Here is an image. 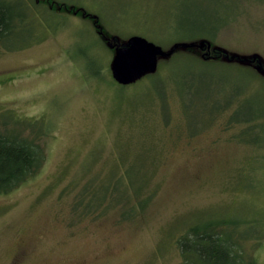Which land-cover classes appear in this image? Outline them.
I'll return each mask as SVG.
<instances>
[{"label":"rangeland","instance_id":"obj_1","mask_svg":"<svg viewBox=\"0 0 264 264\" xmlns=\"http://www.w3.org/2000/svg\"><path fill=\"white\" fill-rule=\"evenodd\" d=\"M53 2L0 45V113L46 130L40 170L0 193V264H179L180 235L210 217L264 264V146L239 136L264 115V0ZM135 34L185 46L123 86L113 60ZM115 181L152 196L136 216L115 199L75 209L87 183Z\"/></svg>","mask_w":264,"mask_h":264},{"label":"trees","instance_id":"obj_2","mask_svg":"<svg viewBox=\"0 0 264 264\" xmlns=\"http://www.w3.org/2000/svg\"><path fill=\"white\" fill-rule=\"evenodd\" d=\"M38 5H42L45 11L47 10L46 6L49 10H54L56 7L53 0L41 2L38 0H0V45L4 44L5 39L14 32L24 31L33 25L36 27L29 12H37ZM73 7L74 10L78 8L77 5ZM41 13L43 14V12ZM85 13L87 17L96 18L89 11ZM110 44H112L111 41ZM107 45L103 42L106 49H113L112 46ZM112 45L114 46V44ZM173 55L174 53L171 57ZM218 56L221 57L220 53L216 57ZM89 62L93 74L98 75L102 72L101 66L95 69L93 61ZM134 83L132 82V84ZM122 85L128 86V83ZM38 120L15 115L13 111L0 113V193L11 192L34 176L42 167L46 153L40 138L46 134V130L43 123ZM256 120L262 122L264 115L252 108V115L242 117L240 121L254 122ZM259 123L251 125L248 130L244 129L240 133H243L248 141L264 146V135L260 131ZM110 184L111 187H105L103 193L104 190L99 187L100 185H88L87 183L75 200V209L81 208L83 213L92 212L95 207L115 199L114 204L120 202L132 205V208L136 210L130 212L131 209L125 212L136 216L152 197L151 195L143 196L140 190H134L128 199V195L122 196L118 193V181ZM226 225H229L230 228H225ZM241 232L243 231L238 229L234 221L231 224L226 220H213V217L192 223L178 239L182 257L179 264H259L251 253H247L243 241L248 239V235Z\"/></svg>","mask_w":264,"mask_h":264},{"label":"water","instance_id":"obj_3","mask_svg":"<svg viewBox=\"0 0 264 264\" xmlns=\"http://www.w3.org/2000/svg\"><path fill=\"white\" fill-rule=\"evenodd\" d=\"M205 41L207 40H203L202 43H200L201 47H210L211 42L208 41V43L205 44ZM184 44L185 43H175L171 50L166 51L161 45L150 41L142 35L135 34L129 37L127 43L121 47H118L113 60V75L122 84L134 82L143 75L156 71L159 56L169 57L174 53L175 50L185 46ZM129 49H134L143 54L134 64H128L125 62L123 54ZM224 53L226 52L224 51ZM225 55L227 58L229 57L227 53ZM232 57L241 59L239 55H234ZM257 57L258 56L255 55V59ZM258 69H262L261 65L258 66Z\"/></svg>","mask_w":264,"mask_h":264},{"label":"snow or ice","instance_id":"obj_4","mask_svg":"<svg viewBox=\"0 0 264 264\" xmlns=\"http://www.w3.org/2000/svg\"><path fill=\"white\" fill-rule=\"evenodd\" d=\"M123 55L126 63L134 64L143 54L134 49H129Z\"/></svg>","mask_w":264,"mask_h":264},{"label":"flooded vegetation","instance_id":"obj_5","mask_svg":"<svg viewBox=\"0 0 264 264\" xmlns=\"http://www.w3.org/2000/svg\"><path fill=\"white\" fill-rule=\"evenodd\" d=\"M253 60L256 61V62L258 61V64H257V65H258V66L261 65V67H262L261 70H259L258 68L254 67L255 70H258V73H260V74H262V75L264 76V65L261 63L259 57H257L256 59H253ZM243 130H244V129H243ZM244 133H245V132H244ZM239 136L242 137V138H245L243 133L239 134ZM245 140H247V139L245 138ZM247 141H248V140H247ZM254 143H256V142H254ZM256 144L260 145L259 143H256ZM262 145H263V144H262Z\"/></svg>","mask_w":264,"mask_h":264},{"label":"bare ground","instance_id":"obj_6","mask_svg":"<svg viewBox=\"0 0 264 264\" xmlns=\"http://www.w3.org/2000/svg\"><path fill=\"white\" fill-rule=\"evenodd\" d=\"M23 119V118H22ZM263 134V133H262ZM252 172V171H251Z\"/></svg>","mask_w":264,"mask_h":264}]
</instances>
